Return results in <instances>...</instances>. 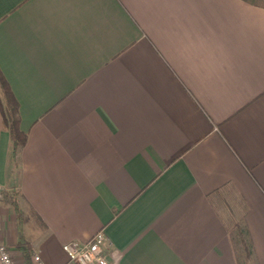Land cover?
Wrapping results in <instances>:
<instances>
[{"label":"crops","instance_id":"obj_1","mask_svg":"<svg viewBox=\"0 0 264 264\" xmlns=\"http://www.w3.org/2000/svg\"><path fill=\"white\" fill-rule=\"evenodd\" d=\"M0 68L27 133L13 160L0 110L16 264H74L100 229L110 264H264V8L0 0Z\"/></svg>","mask_w":264,"mask_h":264},{"label":"trees","instance_id":"obj_2","mask_svg":"<svg viewBox=\"0 0 264 264\" xmlns=\"http://www.w3.org/2000/svg\"><path fill=\"white\" fill-rule=\"evenodd\" d=\"M257 7L264 8V0H244ZM0 110L2 115L3 127L9 131L11 137V158L17 160L18 150L27 140V133L20 127L21 113L19 101L14 94L6 76L0 68ZM15 194V192H14ZM12 206L19 221L22 219V209L18 198L12 197ZM236 233L241 237L243 231L237 228ZM28 256V253H27Z\"/></svg>","mask_w":264,"mask_h":264},{"label":"built area","instance_id":"obj_3","mask_svg":"<svg viewBox=\"0 0 264 264\" xmlns=\"http://www.w3.org/2000/svg\"><path fill=\"white\" fill-rule=\"evenodd\" d=\"M109 244L110 239L100 229L85 241L71 239L65 242L63 249L74 264H110L106 254ZM33 261L37 264H45L38 254L33 256ZM0 264H16L11 249L1 240Z\"/></svg>","mask_w":264,"mask_h":264}]
</instances>
